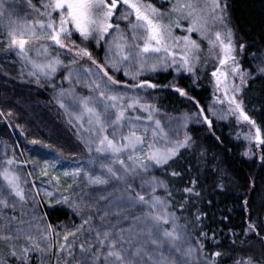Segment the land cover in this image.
Listing matches in <instances>:
<instances>
[{
	"label": "snow or ice",
	"instance_id": "6c2138e0",
	"mask_svg": "<svg viewBox=\"0 0 264 264\" xmlns=\"http://www.w3.org/2000/svg\"><path fill=\"white\" fill-rule=\"evenodd\" d=\"M93 43L105 51L103 64L89 50ZM0 44V53L21 64L22 82L56 92L57 105L90 158V166L82 163L63 173L73 181L64 192L53 176L56 192L41 194L24 187L22 162L5 150L0 157V264H264V244L257 255L244 240L237 246L240 237L232 232L236 239L223 248L218 233L204 229L207 214L199 203L205 189L200 175H188L193 169L181 164L186 151L199 147L188 131L193 116H183L173 127L158 118L159 106L141 95L170 88L195 104V122L211 130L205 109L175 77L165 84L141 77L171 71L195 85L213 62V102L227 109L217 113L209 106L208 111L250 126L244 139L255 151L249 147L244 155L251 159L258 151L264 167V132L245 100L254 82L264 80V56H253L258 61L254 68L243 67L248 45L237 40L230 26L228 0H163L158 5L152 0H0ZM83 60L96 70L83 66ZM121 71L131 81L123 85L129 91L115 78ZM81 87L87 95L78 91ZM252 111L264 114V102ZM4 115L12 112H0ZM206 156L200 152V158ZM217 160L213 156L206 164L222 176ZM31 163L35 168L37 162ZM55 167L46 161L40 177ZM211 187L217 194L227 190L223 183ZM45 201L48 208L71 209L81 223L64 225L63 231L46 223L47 213L37 212ZM242 235L264 240L261 223L251 217Z\"/></svg>",
	"mask_w": 264,
	"mask_h": 264
},
{
	"label": "trees",
	"instance_id": "16d2710c",
	"mask_svg": "<svg viewBox=\"0 0 264 264\" xmlns=\"http://www.w3.org/2000/svg\"><path fill=\"white\" fill-rule=\"evenodd\" d=\"M230 12V24L240 42L248 45L243 57V67L253 68L251 65L253 55L264 53V0H228ZM91 50L96 46H89ZM3 45L0 44V49ZM100 49V48H99ZM99 51V50H98ZM100 52L94 53L95 56ZM99 56V55H98ZM14 56H5L0 53V112L11 116H0V157L5 150L9 155L13 153L22 162L20 171L31 184L40 179V170L43 169V162L50 151L59 154L62 159L81 162L84 157H88L87 151L80 143L76 135V129L68 123V117L57 105L54 96L56 92L50 87H37L34 83L22 82L20 77L21 64L14 62ZM61 70L55 77L57 85L60 84L63 76ZM187 88L196 101L201 106H205L209 98V88L205 74H202L197 84H189L177 77L170 71L168 73L145 74L143 78H148L152 82L161 84L172 81ZM29 78L23 77L24 81ZM119 79V78H117ZM64 87H68L65 83ZM81 94L87 93L83 88H78ZM157 94L156 104L160 112L166 116L178 115L182 112L197 111L192 101L179 97L170 88L154 91ZM246 107L249 114L253 115L262 127L264 132V114L259 111L261 103L264 102V80L254 82L253 88L247 93ZM213 129L202 123H189L188 131L193 136L199 146L194 150H188L184 154L181 164L185 168H192L193 172L188 175H200L201 185L205 189V199L199 203V207L206 212L204 229H209L218 233V239H222V247H231V241L236 239L232 236L235 232L239 239H236L237 246L244 240V246L251 249L257 255L262 251L261 244L264 240L255 235L243 237L242 231L246 227V222L251 217L253 221L261 223V236H264V167L260 165L259 152L251 159L244 155L245 145L243 141L235 136V124L233 120L227 122L213 120ZM14 130L10 132V127ZM14 128V129H13ZM216 137H220L217 140ZM38 140L40 143L32 144L31 141ZM47 146V147H46ZM205 151L207 156L200 158V152ZM25 161H22V157ZM213 156L221 162L220 168L223 175L212 172L213 164H206L207 159ZM37 162L35 168L33 163ZM30 168L32 175L29 176ZM161 175V172H157ZM32 178V179H29ZM223 183L226 192L217 194L211 185ZM61 184L67 187L71 184V179L66 177L61 179ZM218 191V190H217ZM212 200V205L208 200ZM245 200L247 210L245 208ZM40 215L47 213V221L53 225H66L72 222L75 225L74 214L63 206L54 208H38ZM228 217L223 220L222 217ZM211 234V233H210Z\"/></svg>",
	"mask_w": 264,
	"mask_h": 264
},
{
	"label": "rangeland",
	"instance_id": "374dc122",
	"mask_svg": "<svg viewBox=\"0 0 264 264\" xmlns=\"http://www.w3.org/2000/svg\"><path fill=\"white\" fill-rule=\"evenodd\" d=\"M19 0H8V3L9 4H12V3H18ZM34 2H38V0H34ZM153 3H156L157 5L162 3L163 0H152ZM21 15H23V11H21L20 13ZM231 26V24H230ZM232 27V26H231ZM176 35H181V32L179 29L176 30ZM77 39V42L79 43V38L78 36L75 37ZM192 38L193 39H198V36L193 33L192 34ZM237 38V37H236ZM238 40V39H237ZM92 46H95V43L91 44ZM90 45V46H91ZM202 47L204 48L205 50V53L207 51V44L204 43L202 45ZM94 50H91V47H89V50L92 51L93 53V56L98 60L99 63L103 64L104 63V60H105V51L103 49V47H101L100 49L97 48V47H94L93 48ZM99 50V51H98ZM97 52H100V54H97V56L94 55V53H97ZM99 55V56H98ZM254 56V55H253ZM255 56H264V53H259V54H256ZM65 59V62H67V57L64 58ZM252 61H251V65L252 67L254 68L255 64L258 62L256 61L255 59H253V57L251 58ZM81 64L83 66H86V67H93L94 71L96 70L94 68V66L91 65V63L87 60H83L81 61ZM203 66V65H202ZM213 70V62H210L209 65H208V68H207V74H205L206 76V82L208 84V88H209V98H208V101L206 102L205 106H201L205 109L206 111V114L208 115L209 119L210 120H217V121H222V122H227L229 120H233L234 124H235V136L236 138L240 139L241 141H243L244 145H245V151L249 149V147H252L253 150L255 151V146L254 145H249V142L247 140L244 139V134L248 133L249 130H250V126H248L246 123H238L237 120L235 119V117H229L227 119H224V120H220L218 119L217 116L213 115L212 112H209L208 111V108L209 106H211L215 112L217 113H222V112H225L226 109H227V105L224 104V105H221V104H218V103H215L213 102V85L211 83V76H210V73L211 71ZM174 74V76L177 77V81L180 80V79H183L184 82L186 83H189V84H192L191 80L184 77L183 75H177L176 73L172 72ZM110 74H111V71H110ZM147 75H152L151 73H146ZM102 75V74H101ZM202 75V74H201ZM115 78H119L118 80H120L121 84H120V87L122 88V90L124 91H129L128 89H124L123 88V85L125 83H131V81L128 80V77H125L124 74H123V71L121 72H118V73H115ZM202 78V77H201ZM238 82V81H237ZM82 88V87H81ZM85 90V92L87 93V89L86 88H83ZM149 94L148 95H144V93L142 92L141 95L144 97V100L145 102L147 103H154L156 104V100H157V94L149 89V90H146ZM129 94H133L131 92H129ZM87 95V94H86ZM222 96V94H219ZM197 109V108H196ZM198 111V109H197ZM197 111L191 113V112H182L178 115H174V116H166L164 117V115L160 112V115H159V119H161L162 121L164 122H171L172 126L173 127H176L177 126V120L182 118L183 116L185 115H189V116H193V119L191 122L189 123H196L195 122V117H194V113H196ZM141 115H144L143 113H141ZM10 127V126H9ZM10 132L13 133L14 130H12V128L10 127ZM14 129V128H13ZM181 132H183V129H181ZM257 154H258V151H257ZM22 157V156H21ZM84 161H81V162H74V161H69L67 159H62V157L59 156L58 153H56L55 155V152L53 151H50V153L47 155L46 159L44 160L43 162V165L45 164L46 161L48 162H54L56 163V167L55 169H50V173H49V176L48 177H45V178H40L38 179L37 182H35L34 180H31L30 183L31 184H25L24 187L26 189H31L33 193H35L36 189H40L41 190V194L44 190H47V191H53V192H56V189L53 187V185L56 184V181L52 180V177L53 176H56L59 178V192H64V190L68 187H64L62 186L61 184V179L62 178H66L63 173L65 171H68V172H71L74 168L78 167V166H81V164L83 163V165L85 167H88L90 166L89 165V156L88 157H84ZM22 161L24 162L25 159L24 157H22ZM44 167V166H43ZM27 169L31 172L30 168L27 167ZM96 171H99V168L97 167ZM25 178V177H24ZM70 178V177H68ZM26 179V178H25ZM29 179H32V178H29ZM71 179V178H70ZM48 181H51V183H49ZM73 183L72 179H71V184ZM32 184H35L36 185V188H31V185ZM57 195L59 193H56ZM67 194V193H65ZM37 199H39V197H37ZM47 205V201L44 202V204H42L41 208H42V212L45 211V207ZM69 209V208H68ZM71 211V209H69ZM37 212L38 214L39 213V209H37ZM72 212V211H71ZM85 215H87V213H85ZM75 221V224L76 225H79L81 223V220L79 217L75 216L74 215V220ZM96 223H99V221H95ZM69 228H74L76 227L75 225H72V222L71 223H68L66 224ZM63 226L64 225H61V228H60V231H63Z\"/></svg>",
	"mask_w": 264,
	"mask_h": 264
}]
</instances>
